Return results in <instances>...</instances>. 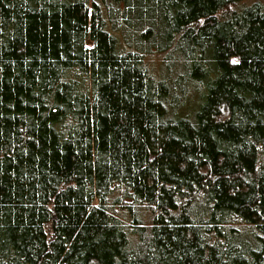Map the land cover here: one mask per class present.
Instances as JSON below:
<instances>
[{"label":"trees","instance_id":"16d2710c","mask_svg":"<svg viewBox=\"0 0 264 264\" xmlns=\"http://www.w3.org/2000/svg\"><path fill=\"white\" fill-rule=\"evenodd\" d=\"M0 264H264V0H0Z\"/></svg>","mask_w":264,"mask_h":264},{"label":"snow or ice","instance_id":"6c2138e0","mask_svg":"<svg viewBox=\"0 0 264 264\" xmlns=\"http://www.w3.org/2000/svg\"><path fill=\"white\" fill-rule=\"evenodd\" d=\"M239 61H237V60H233V63H238Z\"/></svg>","mask_w":264,"mask_h":264},{"label":"rangeland","instance_id":"374dc122","mask_svg":"<svg viewBox=\"0 0 264 264\" xmlns=\"http://www.w3.org/2000/svg\"><path fill=\"white\" fill-rule=\"evenodd\" d=\"M156 59L153 60V62L155 61ZM155 63V62H154Z\"/></svg>","mask_w":264,"mask_h":264}]
</instances>
